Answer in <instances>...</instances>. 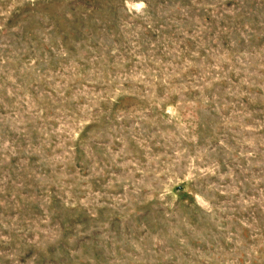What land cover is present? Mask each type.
<instances>
[{"label": "rangeland", "instance_id": "1", "mask_svg": "<svg viewBox=\"0 0 264 264\" xmlns=\"http://www.w3.org/2000/svg\"><path fill=\"white\" fill-rule=\"evenodd\" d=\"M0 264H264V0H0Z\"/></svg>", "mask_w": 264, "mask_h": 264}]
</instances>
